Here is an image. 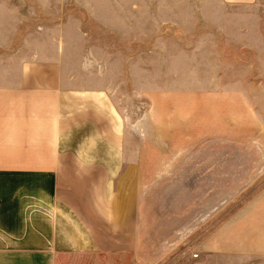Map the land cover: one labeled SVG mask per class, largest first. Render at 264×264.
Segmentation results:
<instances>
[{"label":"crops","instance_id":"0c3cea01","mask_svg":"<svg viewBox=\"0 0 264 264\" xmlns=\"http://www.w3.org/2000/svg\"><path fill=\"white\" fill-rule=\"evenodd\" d=\"M132 43L150 58L115 54ZM257 66L264 0H0V264H264V190L218 182L263 172L264 113L241 89ZM123 77L167 84L150 172L123 170ZM139 177L168 185L123 190Z\"/></svg>","mask_w":264,"mask_h":264},{"label":"rangeland","instance_id":"374dc122","mask_svg":"<svg viewBox=\"0 0 264 264\" xmlns=\"http://www.w3.org/2000/svg\"><path fill=\"white\" fill-rule=\"evenodd\" d=\"M89 24V23H88ZM113 39V38H112ZM114 40V39H113ZM115 41V40H114ZM116 42V41H115ZM149 44L135 43L125 45L123 44V52H116L115 54L123 53V59H128L134 55H140L150 58V52L147 51ZM258 74L255 79L252 78L251 82L243 84V88L247 90V93L254 98L250 99L255 107L259 108L261 112L264 113V98H258L260 95L258 92H264V73L261 71L259 66L256 67ZM125 75V74H123ZM260 75V76H258ZM126 76V75H125ZM147 78V77H145ZM149 78V77H148ZM123 77L122 84H116L119 86V90L123 93V132L126 135L127 140V154L131 161L127 162V167H123V170L129 169L132 167L134 174H138L135 171H144L147 170L150 172L151 159L152 155L155 156L159 149V153L167 154L168 153V140H167V106L168 100L166 95L163 96L162 93L164 89L167 88V84H158L160 87V96L157 94H152V86L150 81H145L141 83H134L130 80L125 81ZM242 85V84H241ZM168 93V92H167ZM166 93V94H167ZM255 96H258L255 98ZM154 99L156 103H154ZM176 101H178L176 99ZM182 106H176L177 111H182L184 100H180ZM155 104V106H154ZM174 105V104H173ZM191 111V110H190ZM264 116V114H262ZM184 115H181L177 118L180 126H183L182 122ZM159 119V123H158ZM159 129V133H158ZM241 133H244L240 131ZM179 136H183L186 133V136L192 138L190 132H181ZM205 135V134H203ZM202 135V136H203ZM211 132L207 134V138H211ZM186 137V138H187ZM125 140V141H126ZM159 141V142H158ZM160 144V148H158ZM227 145L224 146V149H228ZM241 151L246 152L247 148H240ZM171 152V151H170ZM187 153V152H186ZM187 155V154H186ZM158 168L157 165H154ZM142 167V168H141ZM144 167V168H143ZM159 168L162 171H167L166 163L160 162ZM140 174V173H139ZM143 174V173H142ZM150 174V173H148ZM6 181V180H5ZM23 181V180H21ZM19 181V182H21ZM173 181V180H170ZM181 181L184 184L187 181L188 189H192L193 182L195 180H175ZM215 179H209L208 182H211L209 186H212V183L215 184ZM222 181L223 190H252L249 193H253L255 190H264V168L263 172L255 179H230L224 178L218 180ZM168 179H162L161 177L151 178H123V190H165ZM175 182V184H176ZM177 186V184H176ZM184 185H182L183 187ZM189 189V190H190ZM209 190H214L210 188ZM244 193L240 198L237 199L236 203H242L250 194ZM231 210V208L229 209ZM127 259H120L119 257L107 256L105 254H89L82 256H74L70 258H65L59 264H126Z\"/></svg>","mask_w":264,"mask_h":264}]
</instances>
